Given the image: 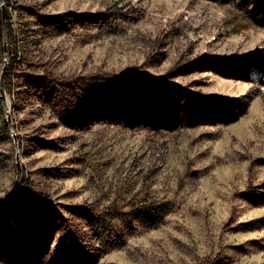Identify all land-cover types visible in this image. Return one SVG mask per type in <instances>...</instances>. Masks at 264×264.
<instances>
[{
  "label": "rangeland",
  "instance_id": "1",
  "mask_svg": "<svg viewBox=\"0 0 264 264\" xmlns=\"http://www.w3.org/2000/svg\"><path fill=\"white\" fill-rule=\"evenodd\" d=\"M3 11L0 264H264V0Z\"/></svg>",
  "mask_w": 264,
  "mask_h": 264
},
{
  "label": "trees",
  "instance_id": "2",
  "mask_svg": "<svg viewBox=\"0 0 264 264\" xmlns=\"http://www.w3.org/2000/svg\"><path fill=\"white\" fill-rule=\"evenodd\" d=\"M4 21L2 18V14L0 13V41H4ZM7 35V31L5 32V37ZM9 59L11 62H14L15 57L9 54ZM87 211V215L89 217L90 223L94 225L95 227V235L99 236H104L106 233L109 235L110 230L114 227L112 224L113 218L117 215L116 210L114 208L110 209L108 212H95L94 210H85ZM151 213V212H150ZM154 215L157 213H153ZM156 218H159V214L157 216L155 215ZM111 235V234H110Z\"/></svg>",
  "mask_w": 264,
  "mask_h": 264
},
{
  "label": "water",
  "instance_id": "3",
  "mask_svg": "<svg viewBox=\"0 0 264 264\" xmlns=\"http://www.w3.org/2000/svg\"><path fill=\"white\" fill-rule=\"evenodd\" d=\"M5 17H6V14H5V12L3 11L2 12V18H3V21H4V24H5ZM5 26H4V38H5ZM4 49H5V52H7V49H6V46H5V39H4ZM3 73H4V71H3ZM0 93H1V97H2V99H3V89L1 88L0 89Z\"/></svg>",
  "mask_w": 264,
  "mask_h": 264
}]
</instances>
